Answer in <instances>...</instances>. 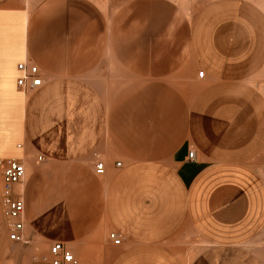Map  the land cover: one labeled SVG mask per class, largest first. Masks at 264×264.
<instances>
[{"label":"crops","instance_id":"0c3cea01","mask_svg":"<svg viewBox=\"0 0 264 264\" xmlns=\"http://www.w3.org/2000/svg\"><path fill=\"white\" fill-rule=\"evenodd\" d=\"M0 157L31 245L264 264V0H0Z\"/></svg>","mask_w":264,"mask_h":264},{"label":"built area","instance_id":"2783aa9c","mask_svg":"<svg viewBox=\"0 0 264 264\" xmlns=\"http://www.w3.org/2000/svg\"><path fill=\"white\" fill-rule=\"evenodd\" d=\"M16 68L21 72V75L16 79V85L27 94L35 92L42 85V78L36 65L22 61L17 64ZM202 75L203 72L199 71L198 76L202 77ZM188 156L192 159L193 152L190 151ZM37 159L41 161L43 158L38 156ZM116 165L119 166L120 162H117ZM94 171L97 175L104 173L102 161L95 163ZM0 175L2 178L1 213L5 220L7 238L12 242L23 243L26 241L24 234V202L21 196L15 192V187L25 177L24 165L19 159L0 157ZM108 238L113 244H120V236L115 231H110ZM48 253L49 264H79L73 252L60 242L51 244Z\"/></svg>","mask_w":264,"mask_h":264},{"label":"rangeland","instance_id":"374dc122","mask_svg":"<svg viewBox=\"0 0 264 264\" xmlns=\"http://www.w3.org/2000/svg\"><path fill=\"white\" fill-rule=\"evenodd\" d=\"M32 94V93H31ZM2 178L0 175V198ZM26 239L23 243L12 242L7 238L5 220L0 203V264H49V244L31 245Z\"/></svg>","mask_w":264,"mask_h":264}]
</instances>
